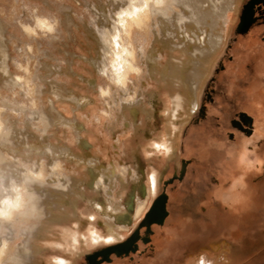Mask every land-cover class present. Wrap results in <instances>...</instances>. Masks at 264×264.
Listing matches in <instances>:
<instances>
[{
    "label": "bare ground",
    "instance_id": "6f19581e",
    "mask_svg": "<svg viewBox=\"0 0 264 264\" xmlns=\"http://www.w3.org/2000/svg\"><path fill=\"white\" fill-rule=\"evenodd\" d=\"M127 1V3L119 5L118 12L127 15L122 19L123 26L121 30L124 33L128 32V67L125 66L123 69L119 61L121 51L127 48L125 41H123V38H119L120 40L115 39V49L112 53L115 63L111 62V73H108V75L112 79L116 77V74L121 76L120 84H124L125 80L130 79L132 74L137 76L144 69L146 79H154L156 83L164 85L170 95L167 124L163 139L155 141L154 144L157 147L162 145L172 149L178 144L180 128L188 123L191 113H194L198 107L199 91L209 70V64L226 39L223 25L226 21L232 20L229 18L230 16L228 17V12L231 10L235 13L234 22L236 24L240 6L238 7V0ZM174 8L179 11L174 10ZM97 11L103 17L101 23L108 29L109 34H116V30L119 28L106 19L105 7L102 3L97 5ZM109 24L111 27H108ZM133 26L137 27L138 32H140L139 29H141V32H144L142 29L149 30L146 31V34L147 32L150 33L151 43L147 48L143 44L138 43L140 42L139 40L136 42V47L134 46V41V45L130 42V33L131 29L133 30L134 28ZM88 35L97 47L95 53L98 57L86 59L94 70H103L107 73L104 68H100L101 62H99L102 38L100 34H96L93 30H88ZM125 37H127L126 33ZM4 41L3 32L0 28V57L6 55ZM239 41L241 47L234 48V53L239 56L234 61V63L237 61L236 65H232L233 63L228 64L227 70L222 75L217 79L215 76L216 81L215 85L213 82V88L218 89V92H224L227 106L230 105L229 103L234 104L236 99L240 100L236 107H242L253 115L255 120V124L252 123L253 131L250 136H244L236 131L233 132L234 141L232 142L225 140L223 136L215 137L206 134L203 137L206 142L204 141L202 145L198 141L197 135L188 136L195 140L196 145L187 140L182 145V148L185 149L187 147L184 152L191 155L192 160L187 165L180 183L173 182V185H175L173 190H169V192L168 188L165 190L167 197L164 207L167 213L163 216L161 224L151 222L150 225H153H149L152 230L149 240L152 242L153 252L152 255L148 253V259L144 264H177V259L174 261L172 259L171 262L168 257L170 254L177 252L179 247L181 248L182 245L178 247V243L181 242L186 249H190L187 247L189 244L196 243L191 247L193 251H196V248L200 246V242H207L209 241L208 238L219 235V233L215 232L216 230L218 232V229L215 230L216 227L226 228L223 223L226 225L227 223L230 224L228 226L229 229L226 228L228 230L238 228L233 227L234 224L232 225L235 222L234 220L238 218V216L234 215L233 207H238L240 203L242 204L245 201L246 191L248 192L250 187L256 192L257 187L264 185V177L256 180V176H259L262 170L254 171L251 169L254 159L259 157L257 153L260 154L259 158L264 160V144L254 147L253 149H256V152L253 150H249V153L247 152V156L250 157L251 154L252 157L244 160L242 158L243 155L241 156V154H245L244 149L247 143L255 145V141L258 139L257 136L264 135V108L260 105V99H263L264 102V66L258 65V55L252 51L255 49L254 44L252 45L251 42L245 39ZM135 49L141 57L143 68L136 63V59L139 58L135 57ZM240 59H250L253 66L250 71H245L244 74H239L235 78L233 73L240 71ZM0 66H4L5 75L8 76L9 72L6 69V62L0 61ZM256 75L257 80L254 79ZM80 79L85 82L86 87L89 89H94L97 85L95 75L90 77L80 76ZM57 89H53V94L63 101L73 104L77 109H82L92 101L89 93H73V91H67V89H64L66 91L62 90V93V91H57ZM226 89L228 93L225 92ZM152 98V92L141 95V97L137 95L133 99L129 98L130 100L122 106V113L126 114L128 116L126 119H129L133 124L142 117V113L150 116L151 111L146 107V103H152ZM229 98L231 99L229 100ZM165 103L164 105L166 106ZM213 108L214 106L211 109ZM209 110L210 107H207V116L213 113V110ZM255 115L258 118L255 119ZM219 121H222V125L227 127L229 118L225 115L220 117ZM41 123L44 136L38 139L41 141L40 144L27 143L26 148L29 155L33 156V154H36L40 158H44V160L50 159L49 163H45L47 166L46 171L48 172L47 176L44 177V165L38 164V159L33 162L31 167L19 169L14 175L15 182H11V179H9L13 173H8L7 170L0 167V227L4 226L6 228V235L0 237V264H2V258L8 251V242L15 236L10 228V225L15 222L27 221L28 223L30 220L33 221L31 225L18 229L17 233L20 234L22 240L16 245L15 251L7 255L6 260H9L12 264H35V259L43 245L47 246L54 243L66 247L65 249L71 251V253L79 250L77 230H74V233H70L69 230L71 228L68 227L67 235L62 230L61 233L58 232L60 234L58 237L56 231L60 229L59 226H63L61 223L65 222L74 221L76 226L79 227L77 209L80 200L86 201L88 204L86 208L89 210L85 211L86 216L94 218V215L97 214L102 217L100 222L102 223V232H98L93 224L88 228L90 230L88 237L94 242H97L100 238H104L106 241H110L112 238H123L121 234L116 233V229L125 228L132 218L141 217L150 204L147 198H141L144 189L139 184L141 176L138 172H134L132 175V191L127 198H124V201L120 198V191L116 192V198H111V189L115 182H119L120 178L116 174L113 164L106 165L100 160V154L106 150L103 138L97 136L93 142L96 145L95 149H93L89 136L81 134L85 128L84 123L70 121L61 114L57 113L54 115L50 111L41 116ZM57 123H63L62 125L72 128L77 152H74L67 145H56L46 138L47 129ZM174 123L177 124L178 129H175L174 125L169 126V124ZM192 132L195 131L192 130ZM188 133H191V131H188ZM14 137L10 130L4 126L0 127V162L4 158L3 151L8 149L6 146H8L7 144H9L11 138V150L15 153L19 151L15 147L17 142L13 140ZM233 153L235 156H233ZM208 156L209 158H207ZM66 161L70 162L67 174L60 173L59 168L66 166ZM240 165L244 166L248 172L243 177L244 182H242V179L238 180V182L235 181L239 175ZM128 169L126 167V170ZM124 171H121V173H125ZM252 175L255 177L254 180H251ZM148 179L145 193L149 192V194L154 195L157 183L156 176L152 173ZM45 180H55L56 183L61 185V190L50 193V191L43 189L42 183ZM211 180L215 182L211 183ZM119 184L122 185L123 183L119 182ZM236 189L240 191L235 192ZM101 190L105 194L97 198L95 195L100 194ZM87 192H90V194H87ZM241 192H243V196ZM226 193L228 197L234 196L235 200H227L228 210L223 211V202L226 203L224 198L227 197ZM223 194H225L224 197ZM237 198L239 201H237ZM12 203H15L17 207L9 209V204ZM200 207L204 209L203 212L199 209ZM5 212L9 214L6 216ZM153 216L156 215L154 214ZM209 219L212 221L211 223L208 221ZM192 220L194 223L189 224V226L184 225L186 221ZM88 221V219L85 220V222ZM85 222L82 223L84 224ZM141 233L142 231L139 230L138 234ZM220 236L222 235L212 239L217 242L218 239L222 238ZM83 241L85 240L83 239ZM153 241L157 245L154 246ZM139 245L137 243L136 247L139 248ZM70 247L72 249H67ZM201 248L204 249V247ZM49 251L51 253L48 256L55 260V264H60L61 261H63V264L68 262L69 254L66 255L61 251H55V249H50ZM209 256L210 254L206 251L196 255L194 253L193 257L196 258V262L193 264H214L213 259H210ZM111 258V264H125V261L123 262L119 258ZM186 258H183V263L181 264L192 263V260L188 261V258ZM162 260L163 263H160Z\"/></svg>",
    "mask_w": 264,
    "mask_h": 264
},
{
    "label": "rangeland",
    "instance_id": "374dc122",
    "mask_svg": "<svg viewBox=\"0 0 264 264\" xmlns=\"http://www.w3.org/2000/svg\"><path fill=\"white\" fill-rule=\"evenodd\" d=\"M245 1L246 0H238V7L240 6L241 8V2L243 4ZM127 2V0H0V28L2 29L6 45V55L0 57V61L6 62V69L9 72L8 76L5 75L4 66H2L3 68L0 66V127L4 126L13 133L15 136L13 140L17 142V145L13 146L19 150L17 153L11 150L12 138H9L10 145L7 144L8 146H6L9 152L8 149H4V158L2 162H0V167L7 170L8 173H13L9 177L11 182H15L14 175L19 169L31 167L36 159H38V164L44 165V177L47 176L48 172L46 171L47 166L45 163H49L50 159L47 158L44 160V158H40V156L36 154H33V156L29 155L26 144H40L41 141L38 139L44 136L42 132L43 126L41 123V116L48 111L54 115L57 113L61 114L70 121L84 123L85 128L81 134L89 136L93 144V149H95L96 146L93 142L97 136L103 138L106 150L104 153L100 154V160L106 165L113 164L115 172L120 178L119 182L123 183L121 185L119 182H115L111 189V198H116V192L120 191V198L124 201V198H127L132 191V175L134 172H138L141 176L139 184L144 189L141 198H147L150 204L153 199L163 191L167 194V192H165L166 188H168V192L169 190L172 191L175 187V185H172L173 182L180 183L183 178L186 166L189 164V160H192L191 155L184 152L187 147L185 149L182 148L184 142L191 139V137L188 136L197 135L198 141L202 145L205 141L203 137L206 134L215 137L223 136L225 140L229 141L232 139V135L230 136L229 133L233 130L240 131L244 133V135H250L252 133V126L250 132L245 133L230 124V120L236 118L239 112H244L251 116L253 122L254 117L250 112L242 107H236L240 100H234V104L229 103L230 105L227 107L225 94L223 91H221L222 93L218 92V89H215L217 93L213 96V99L215 98L213 100L214 102L206 98L207 93H213V89H210V87H213V82L215 85V78L217 79L220 74H223V72H219L221 71L220 64H225L226 60H229V57H231V49L228 51L229 55L225 57L222 56L224 54L222 51L226 42L228 41L226 48H229L230 45L236 41V36L242 35L235 29L237 25V23L235 25L234 22L236 18L234 15L235 13L229 10L228 17L230 16L229 18L232 20L229 22L226 21L223 25V32L226 34V39L223 41L220 50L213 56L209 64V70L198 95L199 107H197L194 113H191V116L188 118V123L180 128L178 144L172 149L162 145L157 147V145L154 144L155 141H161L165 134L167 109L170 106V103H168V101L170 102V95L166 91L167 89L164 85L156 83L154 79H146L144 69L141 70L142 72L137 76H135L136 74H132L131 78L126 79L124 84H120L121 76H117L116 74V77L112 79L108 75V73H111V62L115 61L112 57L113 50L115 49V39L120 40L123 38V41H125L127 48L121 51L119 61L123 69L128 64V32H125L127 36L125 37L124 31L121 30L123 26L122 19L127 15L118 12L119 5ZM99 3H102L105 7L106 19H108L112 25H116L117 28H119L116 30V34H109L108 29L101 23L103 17H101L97 11V5ZM174 10L179 11L177 8H174ZM39 21L46 22L45 26H40L38 24ZM47 25L52 26L51 31H48ZM108 27H111V25L109 24ZM133 27L130 33V42L133 45L135 43L134 46L136 47V42L139 40L140 42L138 43L143 44V46L147 48L151 43L150 33L147 32L148 35L146 34V31L149 30L142 29L144 32H141V29H139L140 32H138L137 27ZM26 29H31V31H26ZM88 30H93L96 34H100L102 38L99 62H101L100 68H104L107 73L103 70H94L86 59L98 57L95 53L97 47L89 37ZM135 51V57L140 59H136V63L138 66L140 65L139 67L143 68L141 57L136 49ZM220 56L222 57L221 61L219 59ZM252 65L251 60H240V71L235 73V76L241 74L243 70L247 71ZM92 75L96 76L97 85L94 89H89L86 87L85 82L80 79V76L90 77ZM213 75L214 77L216 76L214 79ZM209 83L211 86L208 85ZM53 89H57V91L67 89V91H73V93H89L92 101L82 109H77L73 104L56 97L52 92ZM151 92L153 93L152 103H146V107L151 111L150 116H146V114L142 113V117L134 124L130 122L129 119H126L128 116L122 113V106L124 103L128 102V100H130L129 98L133 99V97L135 98L137 95L141 97V95H146V93ZM225 92L228 93V90L226 89ZM135 93L137 94L136 96ZM230 99L231 98H229V100ZM223 102L227 107V111H220L221 109H219V113L216 114H208L206 117L205 114L203 116L199 115V109L202 104L207 103L208 105L210 103L213 106H222L224 104ZM260 105L264 108L263 99H260ZM218 114L220 117L227 115L229 118L227 127L222 125V121H219L220 118ZM256 116L257 115H255V119L258 118ZM58 124L59 123L52 125L47 129L46 138L56 145H67L71 147L74 152H77L78 150L75 145V137L72 128L62 125L63 123ZM172 125H174L175 129L179 128L176 123L169 124V126ZM192 130L195 132H192ZM188 131H191L192 134L188 133ZM257 137L258 139L255 141L257 144L253 145L250 143L247 148L245 146V154H241L244 160L252 157L251 154L250 157L247 156L249 150L256 152V149L253 148H256L257 145L260 146V144H264V135H259ZM233 156H235L234 153ZM257 156L260 157V154L257 153ZM259 157L258 159H254L251 168L254 171H258L259 169L262 170V174L260 173L259 176L257 175L258 177L256 176V180L264 177V160ZM207 158H209V156ZM69 163L70 162L66 161V166L59 168V172L67 174V168L70 167ZM182 166H184L182 177L180 179L173 178L171 182L164 185L163 182L172 177L173 174H178ZM126 167L129 169L126 170ZM121 171L125 173H121ZM246 172L244 166L240 165L239 175L235 181L238 182V180L242 179V182H244L243 177L246 176ZM152 173H154L157 180L155 196L149 194V192L145 193L146 187L148 186V178ZM254 178L255 177L252 175L251 180H254ZM214 182L215 181L211 180V183ZM42 184L43 189L50 191V193L61 190V185L56 183L55 180H45ZM237 189L235 192L240 191ZM87 194H90V192H87ZM104 194L105 192L101 190L100 194H96L95 196L100 198ZM226 195L227 197H224L225 194H223L226 200V203L223 202V211L226 209L228 210L227 200H235L234 196L228 197L227 193ZM241 195L243 196V192H241ZM230 196L232 195L230 194ZM237 201H239L238 198ZM87 205L86 201L80 200L77 209V215L79 217L77 223H79V227L76 226L74 221L65 222L61 223V225L63 224L62 227L58 225L60 229L56 231L58 237L62 230L66 234L68 232V227L71 228L69 230L70 233H74V230H77L79 238L77 244H79V250L72 251L71 253V251L65 249L66 247L54 243L47 246L43 245L40 249V253L35 259V264H55V260L48 256V254L50 255L51 253V251H49L50 249L61 251L66 255L69 254L70 256L66 264H86V253H91L104 246L120 242L138 227L142 233L146 230L144 229L145 226H138V224L148 208L145 209L141 217L132 218L131 222L127 224L125 228L116 229V233L121 234L123 238H112L110 241L100 238L97 242L91 241L88 237L90 231L88 228L93 224L98 232H102V223H100L102 217L97 214L94 215V218L88 215L86 216L85 211L89 210L86 208L88 207ZM201 208L202 207L199 209L203 212L204 209ZM233 212L238 218L234 220L235 222H233L232 225L234 224L235 226L233 225V227L238 228L228 230V226L230 225L228 223L227 225L223 223L224 227L228 229H224L220 226L214 227L215 230L218 229V232L217 230L215 232L222 235L220 236L222 238L218 239L216 242L212 238L219 235H215L212 238H208L209 241L207 242L198 241L200 242V246L204 247V249L199 246L196 248V251L194 250L195 252L191 247L196 243L189 244L187 247L190 249H186L185 245L180 242L178 243V247L182 245L181 248L179 247L178 251L174 254H170L168 260L172 262V259L173 261L177 259V264H181L183 263V258L187 257L188 259H186L188 261L192 260V263L189 262V264H193L196 262V258L193 257L194 253L196 255L205 253L206 251L210 254L209 257L213 259L214 264H264V185L257 187L256 192L250 187L249 191H246L245 201L242 204L240 203L238 207H233ZM84 219H88L89 221L85 222ZM208 221H210V223L212 222L210 219ZM32 222V220L28 221V223L27 221L15 222L10 225L15 236L8 242L10 248L8 247L7 253L3 256L2 264H12L9 260H6V257L8 254H12L15 251L16 245L22 240V237L17 231L20 227L31 225ZM82 222L85 223L83 224ZM191 223H194V221H186L184 225L189 226ZM192 226L194 225L192 224ZM219 230L221 231L219 232ZM151 232L148 233L149 236ZM4 235H6V228L1 226L0 237H4ZM228 235L229 237H227ZM225 238L228 241H226ZM83 239L85 241H83ZM135 242L140 244V247L135 249V251L123 254L122 256L115 254H110V256L119 258L123 262L125 261V264H144L149 254L152 255V242L149 240L142 243L138 239L135 240ZM153 244L154 246L157 245L154 241ZM67 249H72V247ZM131 256L134 258L131 259ZM160 263H163V260ZM99 264H109V261L102 259Z\"/></svg>",
    "mask_w": 264,
    "mask_h": 264
},
{
    "label": "flooded vegetation",
    "instance_id": "af4514ba",
    "mask_svg": "<svg viewBox=\"0 0 264 264\" xmlns=\"http://www.w3.org/2000/svg\"><path fill=\"white\" fill-rule=\"evenodd\" d=\"M237 20H238V22H236L237 25L235 24L236 25L235 29H236L237 32L241 33L242 35H240V36L237 35L236 36V41L233 44H231L229 48H226L227 47L226 44H227L228 41L226 42V44H225V46L223 48V51H222V53H224L222 56L225 57L226 55H229L228 54V50L231 49V55H230L231 57H229V60H226L225 64H223L221 62L223 65L220 64L221 71H219V72H225L227 70V68H228V64H232L233 63L232 65H234V66L236 65L237 61L235 63H234V61L236 59H238L239 56H238V54L234 53V48L235 47H238V48L241 47V44H240V41H239L241 39H243V40L245 39V40L251 42L252 45L254 44L253 46H254L255 49L252 50V51H254L256 55H258V62H259L258 65H260L261 67L264 66V62H263L264 61L263 60L264 59V0H246L243 4L241 2V8H240V12H239ZM257 30H259V31H257ZM250 35L252 37L254 36L255 38L254 37L252 38ZM258 36H259V38H258ZM221 58L222 57L220 56V58H219L220 61H221ZM240 60H243V59H240ZM240 60H239V63H240ZM244 60H250V59H244ZM261 60H263V61H261ZM250 69L251 68H249V70H247V72L250 71ZM245 71L243 70V72L241 74H244ZM235 73H233V74L235 75ZM235 78H236V76H235ZM256 78H257V75L254 77V79L257 80ZM213 79H214V75H213ZM208 85H211V84L209 83ZM212 85H213V83H212ZM210 89H213V93H211V94L207 93L206 98L209 101L213 102V96L217 92L215 91V88H213V87H210ZM207 107H210V110H213V113H211V114H216V113H219V111H218L219 109H221L220 111H222V110L227 111V107L228 106L226 107L225 103H224L222 106H214V108L211 109L213 107V105H211L210 103L208 105H207V103L206 104H202L200 106V109H199V115L200 116H203L205 114V117H206V115H207L206 114ZM239 113L237 114L236 118H233V119L230 120V124L232 126L238 128L239 130L245 132V133H249L250 130H251V126H252L251 123L255 124V122H254L255 120L253 119V122H252V118L250 116L251 121L248 122L244 118H239V116H238ZM218 117L220 118L219 114H218ZM192 125H194V124H192ZM235 131L240 133V134H242V135H244V133H242L240 131L233 130L231 133H229L230 136L232 135V139L229 140L231 142L234 141L233 132H235ZM252 131H253V126H252ZM225 134H226V132H225ZM250 135H244V136H250ZM254 144H257V142H255ZM189 162H190V160H189ZM151 225H153V224H151ZM150 226H149V228H150ZM138 228L136 229L137 230L136 234H135L136 230L134 232L132 231L131 234L129 236H127L125 239H123L122 241L110 244V245H118V247L115 248V250L118 252L117 254H115L114 252H109L107 257H106V259L105 258H101L100 256H96L95 259L96 260L104 259L105 261H109V264H111L112 263V258L110 256V254H115V255L122 256L123 254H128L129 252L135 251V249H137V247H134V246L137 245V243H138V242H135V240H137V239L140 240V242H142V243L149 241L150 236L152 235V232H151L150 236L148 234L149 232H146V230H145V232H143L141 234H138V231H139ZM144 229H145V227H144ZM131 259H132V256H131ZM99 262L97 264H99ZM87 263L88 262H86V264Z\"/></svg>",
    "mask_w": 264,
    "mask_h": 264
},
{
    "label": "water",
    "instance_id": "95a60500",
    "mask_svg": "<svg viewBox=\"0 0 264 264\" xmlns=\"http://www.w3.org/2000/svg\"><path fill=\"white\" fill-rule=\"evenodd\" d=\"M238 116H239V118L246 119L248 122L251 121L250 116H248L244 112H240ZM183 173H184V166L181 167V170L179 171L178 174H173L172 177L165 180L163 182V184L165 185L166 183L171 182L173 180V178L180 179L182 177ZM166 197L167 196L163 191L160 195H158L155 199H153V201L151 202V205L149 206V208L144 213V215H143L141 221L139 222L138 226H145L146 232L150 233L151 229L149 228V225L151 222H155L158 224L162 223L163 216L166 215V213H167V211L165 210V207H164L165 202H166ZM154 214L156 216H153ZM136 232H137V230L135 231V233ZM117 247H118V245H107V246H104V247H102L96 251L91 252V253H86L85 259H86V262H88L87 264H97L100 260H96L95 259L96 256H100L101 258L106 259L109 252H114L115 254H117L118 252L115 250V248H117ZM134 247H136V245Z\"/></svg>",
    "mask_w": 264,
    "mask_h": 264
},
{
    "label": "snow or ice",
    "instance_id": "6c2138e0",
    "mask_svg": "<svg viewBox=\"0 0 264 264\" xmlns=\"http://www.w3.org/2000/svg\"><path fill=\"white\" fill-rule=\"evenodd\" d=\"M38 24L40 26H45L46 22L39 21ZM47 28H48V31H51L52 30V26L51 25H47ZM26 31H31V29H26ZM158 147H160V146L158 145ZM60 264H63V261H61Z\"/></svg>",
    "mask_w": 264,
    "mask_h": 264
},
{
    "label": "clouds",
    "instance_id": "9594fccd",
    "mask_svg": "<svg viewBox=\"0 0 264 264\" xmlns=\"http://www.w3.org/2000/svg\"><path fill=\"white\" fill-rule=\"evenodd\" d=\"M17 207V205L15 203H12V204H9V209L11 208H15ZM9 213L8 212H5V215L7 216Z\"/></svg>",
    "mask_w": 264,
    "mask_h": 264
},
{
    "label": "crops",
    "instance_id": "0c3cea01",
    "mask_svg": "<svg viewBox=\"0 0 264 264\" xmlns=\"http://www.w3.org/2000/svg\"><path fill=\"white\" fill-rule=\"evenodd\" d=\"M188 140H189V139H188ZM189 141H190L192 144L196 145V144H195V140H194L193 138H191ZM186 144H187V143H186ZM249 145H250V143H247V144H246V148L249 147Z\"/></svg>",
    "mask_w": 264,
    "mask_h": 264
}]
</instances>
